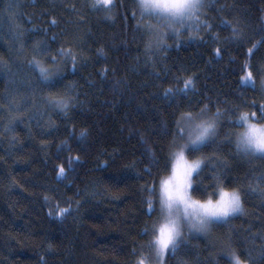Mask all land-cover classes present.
Masks as SVG:
<instances>
[{"label": "trees", "instance_id": "16d2710c", "mask_svg": "<svg viewBox=\"0 0 264 264\" xmlns=\"http://www.w3.org/2000/svg\"><path fill=\"white\" fill-rule=\"evenodd\" d=\"M114 3L108 18L90 0H0V264H136L148 255L145 233L159 212L148 209V188L180 114L204 104L223 113L218 135L189 159L211 157L202 189L214 177L238 188L242 210L207 234L185 228L165 264H229V246L264 264V159L237 150L229 120L264 104V0H204L199 20L210 29L165 28L147 52L154 19L140 17L136 0ZM36 41L52 55L77 54L58 85L72 97L66 111L43 102L48 89L28 66ZM246 71L254 83L242 80ZM189 76L194 86L179 91Z\"/></svg>", "mask_w": 264, "mask_h": 264}, {"label": "snow or ice", "instance_id": "6c2138e0", "mask_svg": "<svg viewBox=\"0 0 264 264\" xmlns=\"http://www.w3.org/2000/svg\"><path fill=\"white\" fill-rule=\"evenodd\" d=\"M89 6L94 11L104 12L105 16L110 18L109 14L116 5L114 0H90ZM204 6V0H136L140 17L157 21L155 26L148 25L153 36L146 42V52L152 49L153 44L159 46L164 42V28L176 35H179L183 28H191L193 23L197 25L204 23L210 29L211 25L199 20ZM135 16L136 12H133V17ZM55 23L56 21L53 20L52 24ZM256 47L257 45L254 44L253 48L248 49L249 54ZM33 51L35 54L28 61V66L30 71L36 74L37 82L48 89L43 102L53 110L66 111L72 97L58 90V85L63 79L65 70L63 66H66L70 60L75 68L77 54L71 47H61L56 55H52L42 41L35 42ZM98 51L103 50L98 49ZM215 51L217 55L220 54L219 48ZM42 56H47L50 63L39 58ZM248 67L246 64L245 68ZM242 80L253 82L252 72L246 71ZM261 83L264 86V80ZM190 86H194V79L191 76L184 79L183 88L179 91H186ZM173 91L171 87L166 88L165 94H171ZM251 107L256 105L253 104ZM209 112V105L204 104L198 110L182 112L176 121L161 174L148 188L149 211H156V205L159 206L158 218L145 233L150 237L147 242L150 253L146 255L141 252L136 264H152L153 258L155 264H165L166 255L177 251L185 228L189 232L207 234L214 224L227 222L235 213L242 210L241 193L238 188L229 190L217 177H214L215 182L211 185V191L207 188L202 189V182L198 181L197 177L211 157L202 155L189 159L191 154L200 152L214 142V138L218 135L220 117L223 113L219 107L211 115H208ZM229 120L234 122L236 128L230 135L235 136L237 150L246 156L264 159V104H261L257 111L237 109L234 115L229 116ZM84 134L82 132L81 136ZM148 171L151 174V170ZM64 173V167L60 166L58 175L62 176ZM259 179L264 180V175ZM201 191L202 199L193 197V193ZM68 211V208H59L55 215L63 216ZM227 256L229 264H247L243 253L230 246Z\"/></svg>", "mask_w": 264, "mask_h": 264}, {"label": "rangeland", "instance_id": "374dc122", "mask_svg": "<svg viewBox=\"0 0 264 264\" xmlns=\"http://www.w3.org/2000/svg\"><path fill=\"white\" fill-rule=\"evenodd\" d=\"M151 25H153V26H155V25H157V21L154 19V22H152L151 21ZM165 29V28H164ZM164 31V30H163ZM151 33H152V31H150ZM240 212V211H239ZM239 212H237V213H235L234 215H236V214H239Z\"/></svg>", "mask_w": 264, "mask_h": 264}]
</instances>
